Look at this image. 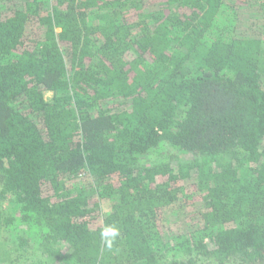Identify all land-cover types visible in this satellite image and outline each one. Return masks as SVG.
Wrapping results in <instances>:
<instances>
[{"label":"trees","instance_id":"16d2710c","mask_svg":"<svg viewBox=\"0 0 264 264\" xmlns=\"http://www.w3.org/2000/svg\"><path fill=\"white\" fill-rule=\"evenodd\" d=\"M0 264H264V0H0Z\"/></svg>","mask_w":264,"mask_h":264},{"label":"clouds","instance_id":"9594fccd","mask_svg":"<svg viewBox=\"0 0 264 264\" xmlns=\"http://www.w3.org/2000/svg\"><path fill=\"white\" fill-rule=\"evenodd\" d=\"M119 232L113 226H106L101 231V239L105 242V244L110 248L112 246L113 241L118 236Z\"/></svg>","mask_w":264,"mask_h":264}]
</instances>
